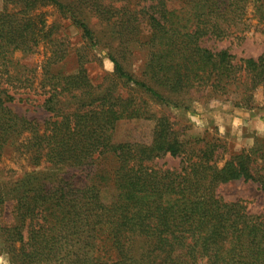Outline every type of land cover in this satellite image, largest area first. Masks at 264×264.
<instances>
[{"label": "trees", "instance_id": "obj_1", "mask_svg": "<svg viewBox=\"0 0 264 264\" xmlns=\"http://www.w3.org/2000/svg\"><path fill=\"white\" fill-rule=\"evenodd\" d=\"M2 1L0 153L13 146L50 171L13 182L23 187L13 196L16 223L0 226L11 264H264V214L249 215L216 194L243 180L264 198L262 148L225 159L218 138L180 140L168 117H155L148 106L178 107L204 90L255 106L253 92L261 87L264 95V54L236 58L205 43L241 42L251 20H263L264 0ZM42 7L55 8L88 47L77 55L75 74L52 72L71 47L58 25L36 13ZM39 45L47 54L41 107L49 114L41 127L8 105L34 79L33 70L13 63V53L32 54ZM94 47L113 64L97 82L85 68ZM134 57L139 78L130 69ZM119 85L130 87L126 96L116 92ZM130 119H154L150 143L113 141L116 123ZM166 155L179 158L177 169L153 164ZM63 168L87 171L86 180L56 176ZM105 185L114 190L108 203L100 196Z\"/></svg>", "mask_w": 264, "mask_h": 264}, {"label": "rangeland", "instance_id": "obj_2", "mask_svg": "<svg viewBox=\"0 0 264 264\" xmlns=\"http://www.w3.org/2000/svg\"><path fill=\"white\" fill-rule=\"evenodd\" d=\"M3 9V1L0 0V11ZM44 13L47 23L58 25L59 31L67 36L71 50L68 57L54 65L52 72H60L62 75L75 74L77 71V55L87 49L79 38L76 30L68 21L62 19L55 8L42 7L36 13ZM248 17L251 18V8L248 9ZM250 30L245 34L241 42L237 41H209L206 47L213 51L227 50L236 58H257L264 54V18L258 23L256 19L250 22ZM94 57L85 68L92 81H99L101 77L113 72V64L105 56L106 51L101 47L89 49ZM89 53V55H90ZM47 56L45 50L39 45L32 54H23L19 51L12 55L13 63L19 69L25 67L33 70L34 79L32 87L19 96L27 97L8 104L11 110L28 120H34L37 124H42L47 120L49 114L41 107L43 96L40 95L39 83L42 76L41 64ZM131 73L138 77L141 71V60L133 59L130 66ZM129 86L119 85L116 92L122 96L129 93ZM135 96V95H134ZM239 97L230 95L228 99L215 97L209 91L204 90L194 94L193 98L178 107L165 106L148 101L149 113L155 117L166 115L172 123L174 131L180 140H194L218 138L225 148L224 158L230 154H235L243 149L248 150L254 145H258L264 151V95L261 87L253 92L254 105L252 107L238 104ZM154 119H130L121 120L116 123L113 131V141L139 142L148 144L152 138ZM23 139V138H22ZM20 139L19 142L22 141ZM153 164L162 169H177L179 158L168 155L156 159ZM46 164L33 166L28 157L19 154L15 148L7 147L0 153V181L3 183L2 189L5 192L4 201L0 207V226L10 227L16 222L12 213L14 203L13 196L20 191L22 185H14L16 179L26 176L31 172L49 173ZM87 171H80L73 168H63L57 171L56 176L74 182L86 180ZM15 192V193H14ZM216 194L226 202H240L246 213L249 215L264 214V198L258 185L251 181L235 180L220 185L216 189ZM100 196L104 203H108L114 196V190L110 185L102 186ZM6 236L2 232L0 239V264H11V256L8 254L9 244L6 243ZM15 243L14 247L17 248Z\"/></svg>", "mask_w": 264, "mask_h": 264}]
</instances>
